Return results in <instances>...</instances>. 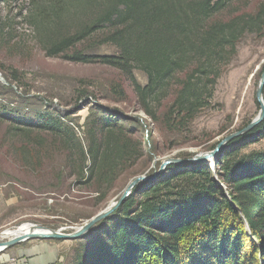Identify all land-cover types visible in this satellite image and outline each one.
Here are the masks:
<instances>
[{
  "label": "trees",
  "instance_id": "1",
  "mask_svg": "<svg viewBox=\"0 0 264 264\" xmlns=\"http://www.w3.org/2000/svg\"><path fill=\"white\" fill-rule=\"evenodd\" d=\"M241 1L30 0V17L50 57L73 50L67 58L75 64L118 70L147 116L160 119L159 110L169 99L164 127L187 129L211 107L218 80L241 40L264 36V2L250 12L236 7ZM91 10L93 17L78 28L58 31L66 13ZM100 32L105 35L98 44L115 46L116 55L75 50ZM135 70L146 75V85L137 81ZM111 91L126 100L121 83ZM24 117L0 107L5 139H23L18 156L29 172H45L57 182L71 180L68 187L56 188L62 194L70 186L90 189L102 204L144 155L136 133L113 114L93 115L88 121L87 147L62 117ZM261 140L264 120L231 143L243 148ZM52 154L61 155L62 163L49 162ZM222 160L213 168L171 166L157 182L138 184L84 238L74 264H264V151L240 155L237 148Z\"/></svg>",
  "mask_w": 264,
  "mask_h": 264
},
{
  "label": "rangeland",
  "instance_id": "2",
  "mask_svg": "<svg viewBox=\"0 0 264 264\" xmlns=\"http://www.w3.org/2000/svg\"><path fill=\"white\" fill-rule=\"evenodd\" d=\"M263 2L242 0L236 7L252 12ZM31 12L30 0L0 2V74L4 80H0V107L24 118L44 113L62 117L74 128L84 147H87V124L92 116L113 114L136 133L144 155L119 178L106 200L98 204L101 197L93 190L70 186L62 194L56 188L68 187L71 180L57 182L45 177V172H29L24 168L17 150L23 139H5L7 125L0 123V235H6L0 241L13 238L7 235L11 232L27 234L31 226L70 234L119 200L137 179L145 178L142 184L155 183L168 174L171 166L182 169L209 164L213 168L217 159L223 163V157L237 148L240 155L264 151V140L243 148L232 144L234 139L225 143L228 137L243 131L260 111L256 93L264 70V36L246 35L241 40L237 55L218 80L211 107L203 110L187 129L171 130L164 127L162 119L170 105L169 99L164 101L157 115L160 119L155 121L141 110L132 84L118 70L104 64H75L67 58L73 50L60 57H50L44 48L42 33L32 24ZM66 14L62 17L65 26L58 30L61 33H70L87 22L93 17V10ZM104 35L105 32H100L75 50L116 55L115 46L98 44ZM134 76L141 85L147 84L142 71L135 70ZM115 83L123 85L126 100H119L111 91ZM53 160L61 164L63 159L52 154L48 161ZM19 229L22 232H17ZM84 238H33L6 250L0 257L9 253L18 257L17 248L22 251L33 248L41 253L44 245L56 249L55 253L48 254L56 257L52 264H74ZM37 257L35 263L39 264Z\"/></svg>",
  "mask_w": 264,
  "mask_h": 264
},
{
  "label": "water",
  "instance_id": "3",
  "mask_svg": "<svg viewBox=\"0 0 264 264\" xmlns=\"http://www.w3.org/2000/svg\"><path fill=\"white\" fill-rule=\"evenodd\" d=\"M0 80L4 81L2 79V75L0 74ZM263 90H264V70L260 79V82L258 84V88H257V93H256V98L257 101L260 105V111L258 113V115L253 119V121L241 132L236 133L234 135H231L230 137H228L225 140V143L240 137L244 134H247L248 132H250L251 130H253L256 126H258L263 120H264V94H263ZM224 143V144H225ZM208 156H206L204 158V160L207 158ZM201 159V158H200ZM203 160V159H202ZM200 160V161H202ZM197 161V158L194 159L192 162ZM172 163V162H169ZM143 181H145V178L143 179H137L135 181H133L124 191V193L122 194V196L120 197L119 200H117L116 202L110 204L105 210L101 211L100 213H98L97 215H95L94 217H92L90 220H88L83 226L77 228L76 230H74L72 233L70 234H63L60 231H54V230H49L46 228H39L37 226H31L30 228V232L32 231V233H27L24 236H13V238H11L8 241H0V254L5 252L6 250H9L10 248H14L22 243L27 242L30 239L33 238H38V239H59V240H78V239H82L84 237H86L87 235L90 234V232L94 231L95 229H97L99 227V225L105 221L108 217H110L114 212L117 211V209L122 205V203L131 195L132 190L140 183H142ZM36 231V232H34ZM6 237V235L4 233H2L0 235V239Z\"/></svg>",
  "mask_w": 264,
  "mask_h": 264
},
{
  "label": "crops",
  "instance_id": "4",
  "mask_svg": "<svg viewBox=\"0 0 264 264\" xmlns=\"http://www.w3.org/2000/svg\"><path fill=\"white\" fill-rule=\"evenodd\" d=\"M41 248H43L44 252L38 253L40 252L39 250H34L32 248V250L29 251H22V249H18V257H12V255L14 253H9L10 255H3V257H0V264H11L12 260H20L22 262V264H37L35 263V256H38L39 264H52L55 262L56 257L52 256L50 257L48 254L49 253H55L56 249L53 248V246L50 248L48 246H44L42 245ZM46 249V250H45ZM47 255V256H46Z\"/></svg>",
  "mask_w": 264,
  "mask_h": 264
},
{
  "label": "bare ground",
  "instance_id": "5",
  "mask_svg": "<svg viewBox=\"0 0 264 264\" xmlns=\"http://www.w3.org/2000/svg\"><path fill=\"white\" fill-rule=\"evenodd\" d=\"M17 232H22V230L19 229V230H17ZM34 232H36V231H34ZM7 233H8V232H7ZM29 233H32V231H31V232L29 231ZM29 233H28V234H29ZM7 235H10V236H20V235H21V236H23V235H26V234H23V233H17V234H16V232H11V234H7Z\"/></svg>",
  "mask_w": 264,
  "mask_h": 264
},
{
  "label": "built area",
  "instance_id": "6",
  "mask_svg": "<svg viewBox=\"0 0 264 264\" xmlns=\"http://www.w3.org/2000/svg\"><path fill=\"white\" fill-rule=\"evenodd\" d=\"M11 264H22L20 260H12Z\"/></svg>",
  "mask_w": 264,
  "mask_h": 264
}]
</instances>
